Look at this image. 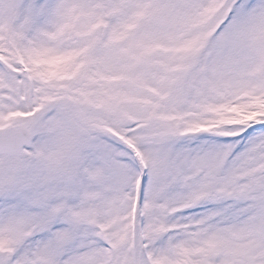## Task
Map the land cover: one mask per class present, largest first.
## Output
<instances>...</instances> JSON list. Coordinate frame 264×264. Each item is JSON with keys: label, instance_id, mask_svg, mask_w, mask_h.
I'll return each instance as SVG.
<instances>
[{"label": "snow or ice", "instance_id": "6c2138e0", "mask_svg": "<svg viewBox=\"0 0 264 264\" xmlns=\"http://www.w3.org/2000/svg\"><path fill=\"white\" fill-rule=\"evenodd\" d=\"M0 264H264V0H0Z\"/></svg>", "mask_w": 264, "mask_h": 264}]
</instances>
